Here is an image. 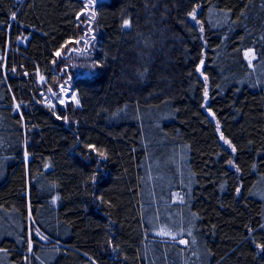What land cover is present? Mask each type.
<instances>
[{"label":"trees","instance_id":"obj_1","mask_svg":"<svg viewBox=\"0 0 264 264\" xmlns=\"http://www.w3.org/2000/svg\"><path fill=\"white\" fill-rule=\"evenodd\" d=\"M84 1L0 0V264H264V0Z\"/></svg>","mask_w":264,"mask_h":264},{"label":"rangeland","instance_id":"obj_2","mask_svg":"<svg viewBox=\"0 0 264 264\" xmlns=\"http://www.w3.org/2000/svg\"><path fill=\"white\" fill-rule=\"evenodd\" d=\"M99 0H85L86 4V10L87 15L92 14L94 11V6L96 2ZM91 34L82 32L80 36L73 42H70V46L68 48V51L71 53V57L69 58L72 60V58H75L77 61L73 63L70 62V60L65 61V70L66 72L73 69V74L82 72V73H88L89 69H87L85 66H83V59H84V50L88 48H92L95 45V41L91 40L89 37ZM19 42H24V37L18 38ZM93 51V48L90 50V52ZM245 55L248 59V62L251 64L254 59V53L252 50H247L245 52ZM37 82L38 86L40 87V90L43 94V100L44 103L49 104L54 109L60 105L64 104L66 102H72L74 105H79L77 92L72 88L70 81L63 78L62 80L56 79L54 81V84L51 86H46V81H44V77L41 75L37 76ZM48 85V84H47ZM78 101V103H77ZM222 142L226 147H229L232 149L231 144L222 137ZM27 158V155H25Z\"/></svg>","mask_w":264,"mask_h":264},{"label":"snow or ice","instance_id":"obj_3","mask_svg":"<svg viewBox=\"0 0 264 264\" xmlns=\"http://www.w3.org/2000/svg\"><path fill=\"white\" fill-rule=\"evenodd\" d=\"M189 15H191L193 17V19H195V9L193 10V13H190ZM13 18H15V17H13ZM124 25L125 26H129V21L128 20H124ZM205 95L207 96V93H205ZM77 103H78V101H77ZM88 147L91 148L92 146L89 145ZM100 155L103 156L104 153H100ZM237 191H239V189ZM161 234L162 235H172L171 233H168V232H165V231H162Z\"/></svg>","mask_w":264,"mask_h":264}]
</instances>
